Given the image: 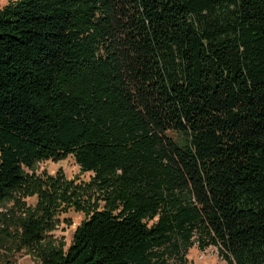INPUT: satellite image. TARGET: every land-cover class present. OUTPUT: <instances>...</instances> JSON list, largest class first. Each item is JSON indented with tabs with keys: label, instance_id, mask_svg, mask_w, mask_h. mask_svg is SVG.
<instances>
[{
	"label": "trees",
	"instance_id": "trees-1",
	"mask_svg": "<svg viewBox=\"0 0 264 264\" xmlns=\"http://www.w3.org/2000/svg\"><path fill=\"white\" fill-rule=\"evenodd\" d=\"M68 156L103 207L66 250L41 186L1 215L38 264L183 263L195 245L264 264V0L1 8L0 204L26 194L23 168Z\"/></svg>",
	"mask_w": 264,
	"mask_h": 264
},
{
	"label": "rangeland",
	"instance_id": "rangeland-1",
	"mask_svg": "<svg viewBox=\"0 0 264 264\" xmlns=\"http://www.w3.org/2000/svg\"><path fill=\"white\" fill-rule=\"evenodd\" d=\"M17 0H0V9ZM27 176L29 189L26 194L18 192L13 199L0 204V229L3 227L1 215L10 210L24 212L33 209L37 203V194H31V187L38 185L50 200L55 214V229L49 239L66 250L72 242L76 228L87 218L88 211L102 208L101 194L91 184V173H83L72 156L63 160H47L36 163L31 169L23 168ZM68 189V197H60L58 191ZM53 196V199L50 197ZM81 209V210H79ZM0 233V264H38L36 257L28 250H16L11 239L14 230ZM172 264H227L215 247L203 251L196 245L186 254L185 262Z\"/></svg>",
	"mask_w": 264,
	"mask_h": 264
}]
</instances>
